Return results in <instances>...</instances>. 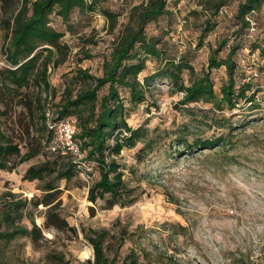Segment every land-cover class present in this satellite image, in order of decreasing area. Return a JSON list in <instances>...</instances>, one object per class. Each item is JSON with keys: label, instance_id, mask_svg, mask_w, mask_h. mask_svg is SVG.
Listing matches in <instances>:
<instances>
[{"label": "rangeland", "instance_id": "obj_1", "mask_svg": "<svg viewBox=\"0 0 264 264\" xmlns=\"http://www.w3.org/2000/svg\"><path fill=\"white\" fill-rule=\"evenodd\" d=\"M143 1L101 0L100 7L119 13L114 31L99 10H75L68 23L52 15L49 25L63 33L61 43L66 48L64 60L47 67L49 88L35 80L0 103L1 131L20 149V155L8 162L14 168L0 170V210L6 192L25 198L28 205L21 224L30 227L33 220L42 230L37 241L19 237L1 242L0 264H93L87 238L91 231L105 232L102 246L112 264H122L129 253L135 254L139 264H264V72L253 49L264 43V6L248 16L250 26L236 40V78L238 82L250 79L257 108L240 103L232 111H218L201 102L181 105L183 93L175 91L167 79H155L145 100L127 118L133 129L141 127L145 135L117 157L129 194L116 203L108 195L95 204L89 202L88 188L99 175L96 166L87 163V168L76 167L70 181H55L53 176L23 180L29 166L62 165L68 159L41 117L52 115L65 88L76 91L82 86L76 78L78 69L102 74V63L129 8ZM206 1L169 0V13L146 28L149 36L161 38L165 57L191 65L194 73L182 74L185 85L206 68L209 52L218 41L232 39L237 29L234 14L242 0H229L198 47L200 25L209 15ZM20 4L21 0H0V70L8 67L2 49L7 35L3 21ZM84 54L90 58L82 59ZM162 63L149 60L139 79ZM211 77L219 92L224 68L213 70ZM104 93L105 88L99 95ZM217 137L225 144L207 150L188 148L195 139ZM35 149V156L20 162L21 155ZM46 181L61 191L49 206L75 232L45 225L47 207L41 200Z\"/></svg>", "mask_w": 264, "mask_h": 264}, {"label": "trees", "instance_id": "obj_2", "mask_svg": "<svg viewBox=\"0 0 264 264\" xmlns=\"http://www.w3.org/2000/svg\"><path fill=\"white\" fill-rule=\"evenodd\" d=\"M229 0H207L206 10L209 14L200 25L197 46L214 27L213 18L227 5ZM101 0H21L17 12L3 21L7 35L3 45V56L8 65L0 70V103L6 98L12 99L31 82L39 80L45 89L48 84V65L57 66L64 60L65 46L61 39L63 33L53 29L50 17L55 15L63 23H68L71 14L80 12H95L99 10L107 19L109 29L117 27L119 13L106 7H100ZM169 0H144L129 8L125 23L121 24L115 39L111 43L108 56L102 63V74L94 76L86 70L78 69L76 78L82 86L76 91L65 88L63 96L52 115L48 118L42 115V120L48 128V123L54 124L67 118H74L77 125L76 140L85 153L84 161L96 166L99 177L92 181L87 199L95 204L97 199L109 196L116 203L124 194L131 191L123 180L122 165L117 160L125 148H133L145 134L141 127L133 129L127 118L138 104L145 100V94L155 79H167L173 89L182 92L181 105L196 102L212 104L215 110L236 109L240 103L250 108H257L255 91L252 82H238L237 62L235 56L239 48L236 40L241 32L248 29V16L264 6V0H242L237 4L234 20L237 29L233 38H221L209 52L207 66L198 75H193L188 85L184 84L182 74L190 70L191 65L183 59L173 60L164 56L159 36H149L146 28L167 15ZM257 51L260 63L259 70L264 72V43L253 45ZM46 53L41 62L42 54ZM84 54L82 59H89ZM80 59V61L82 60ZM154 60L162 63L152 74L141 81L139 75L146 69V63ZM224 68L225 80L219 92L214 89L211 72ZM105 93L99 95L101 89ZM122 93L125 94L122 95ZM4 111L0 110V170H12L14 165L8 162L13 156L20 155L17 144L11 143L1 131V118ZM55 136L54 130L49 129ZM225 144L222 137L213 139H195L189 149L207 150ZM38 149L21 155L20 162L32 158ZM62 165L44 163L29 166L23 180L43 181L53 176L55 181H70L76 175V164L69 155ZM45 192L41 203L47 207L44 223L47 227H65L75 232L67 221L54 210L51 201L61 192L50 181L42 187ZM0 210V243H9L19 237L34 241L42 237L41 227L32 220L31 226L21 224L28 201L19 198L12 192L2 196ZM87 237L93 248V264H112L102 246L105 232L91 231ZM122 264H139L134 253H129Z\"/></svg>", "mask_w": 264, "mask_h": 264}, {"label": "built area", "instance_id": "obj_3", "mask_svg": "<svg viewBox=\"0 0 264 264\" xmlns=\"http://www.w3.org/2000/svg\"><path fill=\"white\" fill-rule=\"evenodd\" d=\"M48 128L54 130L58 148L64 155H69L76 167L79 169L87 168L84 161L85 153L82 151L79 142L75 136L78 131L76 120L67 118L57 123H48ZM89 177L86 176L88 182Z\"/></svg>", "mask_w": 264, "mask_h": 264}]
</instances>
